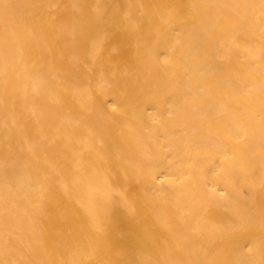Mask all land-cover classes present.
Masks as SVG:
<instances>
[{
  "label": "rangeland",
  "instance_id": "1",
  "mask_svg": "<svg viewBox=\"0 0 264 264\" xmlns=\"http://www.w3.org/2000/svg\"><path fill=\"white\" fill-rule=\"evenodd\" d=\"M0 264H264V0H0Z\"/></svg>",
  "mask_w": 264,
  "mask_h": 264
},
{
  "label": "bare ground",
  "instance_id": "2",
  "mask_svg": "<svg viewBox=\"0 0 264 264\" xmlns=\"http://www.w3.org/2000/svg\"><path fill=\"white\" fill-rule=\"evenodd\" d=\"M238 35V34H237ZM238 40V39H237ZM242 42V41H241ZM232 44V43H231ZM233 44H234V42H233ZM230 45V44H229ZM229 45H227V46H229ZM242 45H243V43H242ZM246 48V47H245ZM251 48V46L248 48V49H250ZM253 48V47H252ZM252 48L250 49V51L252 50ZM228 49V48H227ZM242 49V48H241ZM247 50V49H246ZM220 51V50H219ZM255 52V51H254ZM225 53H227V52H225ZM222 54V53H221ZM224 55V54H223ZM258 57V56H257ZM223 58V57H222ZM227 58V57H226ZM259 58V57H258ZM224 59H225V57H224ZM257 59V58H256ZM158 132V131H157ZM4 162V161H3ZM215 210V209H214ZM207 216V215H206Z\"/></svg>",
  "mask_w": 264,
  "mask_h": 264
}]
</instances>
